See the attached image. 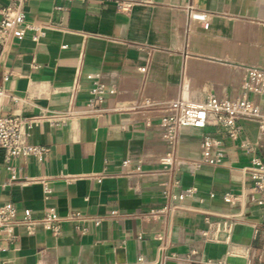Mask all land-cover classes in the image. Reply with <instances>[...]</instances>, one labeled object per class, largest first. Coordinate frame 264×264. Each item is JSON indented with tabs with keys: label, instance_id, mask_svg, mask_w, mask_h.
Returning a JSON list of instances; mask_svg holds the SVG:
<instances>
[{
	"label": "crops",
	"instance_id": "obj_1",
	"mask_svg": "<svg viewBox=\"0 0 264 264\" xmlns=\"http://www.w3.org/2000/svg\"><path fill=\"white\" fill-rule=\"evenodd\" d=\"M117 1L29 0L23 6L27 21L48 28L39 40L28 32L11 41L0 68V88L8 95L0 113L76 115L65 126L45 123L29 132L28 143L49 148L42 161L7 160L0 150V204L13 203L19 217L24 209L40 218L55 208L101 223L88 220L82 232L64 222L58 235L42 227L28 234L18 226L12 238L0 231V264H135L139 258L161 264L169 255L175 256L164 264H203L178 258L193 249L203 261L264 264V206L250 192L246 170L253 157L264 159L258 121L239 118L236 141L215 122L184 127L175 145L160 125L172 101L238 97L247 68H264V0H125L133 3L127 13ZM8 3L0 0V17ZM193 11L207 13L209 24L194 19ZM93 73L116 90L101 114L86 112L87 75ZM251 98L264 115V95ZM145 99L153 105L143 106ZM206 136L222 140V165L195 164ZM170 152L175 163L169 170L161 158ZM164 183L198 191L167 201ZM227 192L238 198L227 203ZM226 219L234 224L230 242L202 236L209 222Z\"/></svg>",
	"mask_w": 264,
	"mask_h": 264
},
{
	"label": "built area",
	"instance_id": "obj_2",
	"mask_svg": "<svg viewBox=\"0 0 264 264\" xmlns=\"http://www.w3.org/2000/svg\"><path fill=\"white\" fill-rule=\"evenodd\" d=\"M29 0H9L8 5L2 8L0 17V68L3 67L8 56L9 46L13 39H23L28 32H32V37L39 40L45 36V30L48 28L45 25L27 21L23 6ZM78 1V0H69ZM131 1L119 0L117 1V8L119 11L127 13L132 7ZM194 19L201 20L207 26L209 24L208 14L203 12H192ZM140 71L145 72L146 68L141 67ZM91 81L87 99V113L101 114L109 109H104L101 105L106 98L114 95L116 90L108 88L100 81L98 73L87 75ZM8 79V76H5ZM264 95V68L263 67H248L246 76L241 84V94L235 98H219L210 96L204 103H193L187 99L180 97L168 107L169 113L161 118L160 125L163 130L164 138L171 144L175 145L180 130L184 127L204 128L209 123L215 122L220 125L225 134L233 141L239 139L240 126L239 118L249 117L256 119L259 127L264 131V115L261 112L260 105L251 98V95ZM7 93L0 88V100L6 99ZM150 99H145L143 106H152ZM110 110H118L112 108ZM76 114L73 111L64 113L47 114L40 113L38 115H3L0 113V150L4 151L7 160L12 158H20L26 156H35L42 161L49 148L43 145H35L28 143L26 138L29 132L34 127H42L48 123L52 127L65 126L71 118ZM148 126L151 123H147ZM201 156L195 161L196 165L208 164L211 166H218L224 163L225 150L222 140L211 136H206L200 145ZM175 163V154L173 152L167 153L161 158V164L167 168L172 169ZM128 159L123 160L124 166H129ZM13 169V168H11ZM136 171L142 172L141 166H136ZM250 179L249 190L252 194H257L256 203L264 206V159L260 157H253L249 167L246 169ZM15 176L13 175L12 178ZM2 185H0V191ZM198 191L196 187H187L184 189L174 190L173 186L164 183L162 195L167 201L183 200L191 197ZM50 190L45 188L46 196ZM214 196V194H212ZM243 196V193L240 195ZM238 198V195L232 193H225L224 200L227 203H233ZM167 210V207L158 210L154 216L160 218ZM91 220L95 225H100L101 219H90L86 214L80 211L70 212L62 216L55 208L48 209L40 218H36L32 214V210L24 209L22 216L19 217L17 207L11 202L0 204V231L7 237L15 236V229L18 226H23L28 234L36 232L38 227H42L46 231H50L54 235H58L62 231V224L64 222H73L82 232L87 229L80 225L86 221ZM211 228L202 232V236L209 241H224L230 242V236L233 231L234 224L228 219L210 223ZM221 234L225 237L222 239ZM198 253L196 249L190 251L186 257H178L189 261H196L203 264H223L215 263L212 259L205 261L196 259L195 255ZM175 255L164 256L161 264L167 258ZM135 264H145L144 259L139 258Z\"/></svg>",
	"mask_w": 264,
	"mask_h": 264
}]
</instances>
